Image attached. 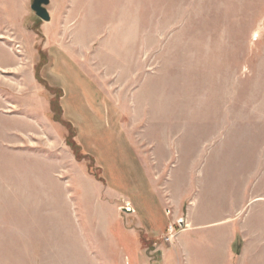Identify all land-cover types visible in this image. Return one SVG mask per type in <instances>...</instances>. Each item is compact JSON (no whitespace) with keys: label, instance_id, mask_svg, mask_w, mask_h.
I'll use <instances>...</instances> for the list:
<instances>
[{"label":"rangeland","instance_id":"1","mask_svg":"<svg viewBox=\"0 0 264 264\" xmlns=\"http://www.w3.org/2000/svg\"><path fill=\"white\" fill-rule=\"evenodd\" d=\"M31 2L0 0V264H264V0Z\"/></svg>","mask_w":264,"mask_h":264},{"label":"crops","instance_id":"2","mask_svg":"<svg viewBox=\"0 0 264 264\" xmlns=\"http://www.w3.org/2000/svg\"><path fill=\"white\" fill-rule=\"evenodd\" d=\"M56 44L62 45L58 42H56ZM57 73H58V71H57ZM57 73H55L56 74L55 77L59 78L60 74L58 73L59 75L57 76ZM60 80H62V77ZM60 82H61L63 88L65 87L64 85H69L68 84L69 82H66L65 79H63ZM66 96H67L66 90L64 88V98ZM73 98H75V93L72 92V99ZM72 99L68 100V101H72ZM103 130H105V128ZM87 134L89 135L91 133H87ZM113 141H120V137L118 138L117 135L114 136ZM87 146L89 147V145H87ZM90 148H91V146H90ZM141 184L142 183L139 184V187H138L139 190H137V191H139V194L142 195V204H141V206L138 204L139 207L138 208L136 207V211H138V215H140L141 220H142L146 230L150 234H158L159 232L163 231V229H164L166 217H164V214L162 212V206L160 205L159 201L156 200V198L153 196V194L151 193V191L148 188H146V187L142 188Z\"/></svg>","mask_w":264,"mask_h":264},{"label":"water","instance_id":"3","mask_svg":"<svg viewBox=\"0 0 264 264\" xmlns=\"http://www.w3.org/2000/svg\"><path fill=\"white\" fill-rule=\"evenodd\" d=\"M50 3V0H32L30 4L31 10L35 13L37 17H39L43 21L50 20V14L46 8V6ZM127 207L122 208L126 212H132L133 208L129 203L126 204Z\"/></svg>","mask_w":264,"mask_h":264},{"label":"built area","instance_id":"4","mask_svg":"<svg viewBox=\"0 0 264 264\" xmlns=\"http://www.w3.org/2000/svg\"><path fill=\"white\" fill-rule=\"evenodd\" d=\"M179 224H181V222H178ZM168 232H169V234H171L172 233V231H173V228H172V225L170 224L169 225V227H168Z\"/></svg>","mask_w":264,"mask_h":264}]
</instances>
